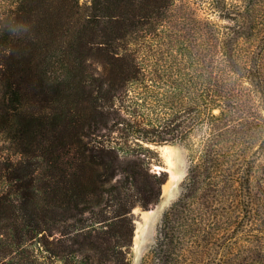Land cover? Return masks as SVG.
Masks as SVG:
<instances>
[{
  "label": "trees",
  "instance_id": "trees-1",
  "mask_svg": "<svg viewBox=\"0 0 264 264\" xmlns=\"http://www.w3.org/2000/svg\"><path fill=\"white\" fill-rule=\"evenodd\" d=\"M208 6L206 46L165 50L175 0H90L76 26L75 0L9 1L31 31L0 33V264H130L166 181L147 145L190 137L141 264H264V0Z\"/></svg>",
  "mask_w": 264,
  "mask_h": 264
},
{
  "label": "rangeland",
  "instance_id": "rangeland-1",
  "mask_svg": "<svg viewBox=\"0 0 264 264\" xmlns=\"http://www.w3.org/2000/svg\"><path fill=\"white\" fill-rule=\"evenodd\" d=\"M10 0H0V13L6 9ZM77 2V13L71 17H67V24L76 26L84 21L88 14L90 0H75ZM210 0H175L176 11L178 15L184 17V23H177L173 27L175 36L171 37V42L166 39L162 42L163 48L166 50L173 45H191L202 48L206 45V35H199L198 40L194 35L197 29L198 21H205L211 17L208 12V3ZM230 1V0H228ZM198 22V23H197ZM204 24H200L203 30ZM87 65L92 73L101 70L96 60H88ZM194 140L193 137L186 138L185 141H175L172 143H159L147 145L153 153H151V170L154 172L163 171L166 174V181L172 176L171 183L167 189L168 192L161 193L157 203L146 209L135 208L133 210L134 232L132 244L129 252L130 264H141V260L145 252L153 245L156 238L157 225L161 219L163 212L174 202L181 193V185L186 177L188 162V143ZM163 193V194H162ZM142 212H148L146 217L141 215Z\"/></svg>",
  "mask_w": 264,
  "mask_h": 264
},
{
  "label": "clouds",
  "instance_id": "clouds-1",
  "mask_svg": "<svg viewBox=\"0 0 264 264\" xmlns=\"http://www.w3.org/2000/svg\"><path fill=\"white\" fill-rule=\"evenodd\" d=\"M30 26L24 21L5 20L0 22V33H8L10 36L23 39L29 36Z\"/></svg>",
  "mask_w": 264,
  "mask_h": 264
},
{
  "label": "bare ground",
  "instance_id": "bare-ground-1",
  "mask_svg": "<svg viewBox=\"0 0 264 264\" xmlns=\"http://www.w3.org/2000/svg\"><path fill=\"white\" fill-rule=\"evenodd\" d=\"M169 178H170V179H169L166 183H164V184L162 185V192H163V193L168 192L167 189H168V187H169V184L171 183L172 176H170ZM163 193H162V194H163ZM147 213H148V212H142L141 215H142L143 217H146V216H147Z\"/></svg>",
  "mask_w": 264,
  "mask_h": 264
}]
</instances>
